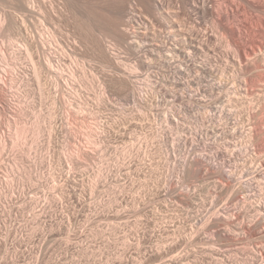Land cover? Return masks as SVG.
I'll use <instances>...</instances> for the list:
<instances>
[{"label":"rangeland","instance_id":"rangeland-1","mask_svg":"<svg viewBox=\"0 0 264 264\" xmlns=\"http://www.w3.org/2000/svg\"><path fill=\"white\" fill-rule=\"evenodd\" d=\"M45 1L44 21L47 18V26L61 32L58 37L65 45L55 46L56 52L68 54L64 58L56 54L55 64L60 62L62 69L59 91L47 77L41 88L31 81L32 76L30 86L12 87L7 77L5 82L0 80L5 84L0 97V264H264V11L247 13L244 18L237 14L243 30L251 20L256 28L248 31L245 43H231L235 44L231 49L227 36L221 28L215 29L210 17L199 26L192 12L188 26L207 29L213 35L210 45L219 50L197 56L198 64L215 68L216 73L191 65L186 78L179 75L183 82L190 76L197 83L192 88L186 85L189 90L179 88L185 99L172 101L165 95L167 89L158 87L156 94L145 93L138 105L124 98L128 87L117 85L122 68L111 61L116 69L110 63L109 69L104 68L103 62L113 55L93 47L96 39L91 37L101 36L121 63L137 66L138 45L151 50L155 28L165 31L155 17L139 1L131 0L127 15L131 16L126 20L133 21L127 29L131 33V26L142 23L150 30L146 38L132 33L133 47L127 48L109 32L116 19L111 10H122V1L107 0L110 14L105 12L109 15L105 26L99 24L101 31L98 27L96 32L84 20L86 12L99 13L93 5L97 0H72L73 8L65 0ZM166 1L173 12L184 13L178 0ZM11 6L10 1L0 0V77L11 75L13 68L10 49L16 32L11 22L2 19ZM260 22L263 29L258 27V31ZM65 40H71L70 44ZM230 50L237 57L226 54ZM25 62L23 66L29 67ZM74 63L80 68L75 69L74 82L67 83ZM167 69L137 72L141 82L155 71L171 79L174 71ZM233 76L246 89L242 97L234 93ZM221 80L227 82L224 87H219ZM224 111L233 113L235 119L227 120ZM183 138L190 141L189 147L177 146ZM190 143L195 144L193 151ZM226 143H231L227 156L217 160L225 159V164L199 157L216 155ZM233 143L239 144V152L235 153ZM240 145L249 146L250 152H243ZM233 152L234 161L225 158ZM193 153L203 162L190 174L183 163ZM246 170L251 177L257 175L255 185H261L254 196L238 183ZM233 172L235 180L231 181L228 175ZM215 213L226 214V220L215 224ZM260 217L261 226L256 225Z\"/></svg>","mask_w":264,"mask_h":264},{"label":"bare ground","instance_id":"bare-ground-1","mask_svg":"<svg viewBox=\"0 0 264 264\" xmlns=\"http://www.w3.org/2000/svg\"><path fill=\"white\" fill-rule=\"evenodd\" d=\"M11 2V4H13V6H11L12 8V11H10L8 14L2 16V19L3 21H6V22H11V24L13 26V29L15 30L14 32H16V36H14L13 38V41L12 42V46H11V49H10V53H11V58H12V70H11V75L7 76V75H3L2 77H0L1 81H4L5 82V79L7 77V79L10 81L12 87H15L17 85H28L29 83V86H30V77L32 76L31 78V81L33 80L35 83L38 84V86L41 88L42 86V80L43 78L45 79V77H47L49 79V81L51 82V84L55 85V88H56V91L59 88L60 86V79H59V76L60 74L62 73V69H61V64L60 62L58 63V65L55 64V60H57L58 56L56 54H60L62 55L63 57V54L64 56H67L68 53L64 52L63 54L60 53V52H56V47L55 46H65L63 45V41L61 43V40H59L60 38L58 37V34L59 32L57 33L56 29L53 28V30L51 28H49L48 26H50V24L47 26L46 24V19L44 21V16L42 15V12L44 10L43 7L45 3H43L45 0H8ZM48 1V0H47ZM50 1V0H49ZM72 0H65V3H67V5L69 4V6L71 5H74L71 3ZM118 1V0H117ZM116 1V3H118ZM122 1L121 3L119 4H122V5H119L120 7L122 6V10H118L117 8H115L118 12H116L115 9L111 10V11H114L113 13H116L115 14V18L114 21L115 23L113 24V27H111L110 31L108 29L109 32H113V34L115 35L116 34V37L120 40V43L123 44V46L127 45V48L130 46L131 48L133 46H131V43L129 42V40L131 39L130 38V35L133 33L135 34L137 37H142V38H146L145 36H147V26H144L142 23L140 24H137L134 25V26H131V29H134L133 32L130 33V29H127V27H130V24L131 20H126L127 17H129L130 19V16H127L129 15V12L131 11L130 10V2L131 0H120ZM119 1V2H120ZM140 2V6H143L147 11V12H150L153 17H155V22L158 24H160L159 26L163 27L165 31H160L157 30L155 28V47H153L151 50H149V48L147 49L146 48V45H138V50L135 51L136 53V56H137V66L135 64V66H132V67H128L129 65H127L126 63L124 62H120L119 58L117 55H115L114 53L111 52V50H109V48L106 47V45L104 46V44L102 43L101 41V36H99V38H94L93 34H90L89 35V32L91 30H93L94 32L98 31L99 28H100V31H101V27L99 26L100 25H103V22L105 21V18L107 17L106 15H108L105 12L108 11V9L110 10L111 8L109 7L108 8V5H107V0L105 1H96V5L93 3L94 6L97 7L98 9V14L95 15V13L93 12L94 10H96V7H94V10L92 9V12H93V15H89L88 12L86 16V19L87 20H84L85 22L88 21L87 25L90 23V28H92L90 31H89V27L88 28V35L89 36H93L91 38H93L96 42H94L93 39H91L94 43H93V47H98L97 49L100 51H104L106 52L105 55L107 53H110L111 55H113V57H107L109 56L107 54V58H109V62L104 63V68L106 69H109V67L111 66V68H115V66L117 67H120L122 68L118 71H120V74H122L120 76V82L117 83V85L120 86V88H124V87H128V92L125 94L126 97V101L127 102H130V103H137L141 100V98H143V96L145 95V93L147 92H151L152 94L156 92L157 88L159 87L160 89H164L165 88L167 89V94L165 95H168L167 97L171 98L172 101H178L180 99H183L185 96V93H180V87L181 88H186V85H187V88H192L191 87V84L194 82L193 79H191V77L189 76L187 78V80H185L184 82L181 81L183 80V78H181L179 75H182L183 77H185V73H186V69L187 67H190L192 65V67L194 66L195 68L197 67H200V69H202L203 71H207V72H210L212 73H216L214 71L215 68H211L208 66L206 67L205 65H203L201 67V65L198 64V59H197V56L199 55H209V54H213V53H216L218 50V47L217 45L216 46H211L210 43H212L211 41L213 40V35L210 34V32L207 31V29H197L195 26L193 27H189L188 25V20L191 18V13L194 12V14L197 16V25L200 24V22H202L203 20L205 21V19L207 20L208 17H210V19L213 21L212 23H214V26L216 27L215 29L217 28H221V32L222 35H225V37L227 36L228 38V46L230 48L231 46V43H236L238 42L237 40H241L242 42L245 40V38H247L246 36H248V31L250 30L251 32L254 30L253 28L256 26H252L254 25L255 23H253L254 21H249L251 23V25H249V28H247V30H243V28L241 27V25L238 23V20L236 17H238L240 15L241 17V14L243 15V18H244V15H246L247 13H252L253 11H258V12H263L264 11V0H178L179 3L181 4V6H183L184 10H183V14H177V12H173L171 10V7L169 5V3L166 1V0H137ZM46 2V1H45ZM75 2V1H74ZM111 3V2H109ZM113 3V2H112ZM111 3V4H112ZM115 4V3H114ZM46 5V4H45ZM92 5V4H91ZM118 5V4H117ZM117 5H114L113 7L117 6ZM52 6V5H51ZM70 8H73V6ZM75 7V6H74ZM92 7V8H93ZM112 7V6H111ZM119 7V9H121ZM47 8V7H46ZM53 9V6L51 7ZM55 10V9H54ZM53 10V11H54ZM72 10V9H71ZM130 10V11H129ZM259 10H263V11H259ZM79 11V10H78ZM81 11V10H80ZM97 11V10H96ZM85 12L83 14H85ZM91 12V10H90ZM89 12V13H90ZM110 11H108L109 13ZM44 13V12H43ZM80 13V12H79ZM97 13V12H96ZM112 13V12H111ZM150 13H148L149 15H151ZM241 13V14H240ZM82 14V15H83ZM92 14V13H91ZM110 14V13H109ZM132 14V13H131ZM239 14V15H237ZM45 15V14H44ZM81 15V16H82ZM151 15V16H152ZM237 15V16H236ZM84 16V15H83ZM92 16V17H91ZM109 16V15H108ZM114 17V15H113ZM82 18V17H81ZM84 19V18H82ZM107 19V18H106ZM53 20V19H52ZM107 21V20H106ZM105 21V22H106ZM111 21V20H110ZM133 21V20H132ZM261 21V20H259ZM258 21V23H259ZM47 22H48V19H47ZM262 22V21H261ZM260 22V25L263 24ZM264 22V20H263ZM19 23V24H18ZM108 23V22H107ZM146 23V22H145ZM155 23V24H156ZM196 23V21H195ZM105 24V23H104ZM157 24V25H158ZM257 24V23H256ZM53 25V24H52ZM105 26V25H103ZM192 26V25H191ZM200 26V25H199ZM99 27V28H98ZM126 28V29H122V28ZM151 27V26H150ZM157 27V26H156ZM160 27V28H161ZM258 27H262L263 29V25L257 26V29ZM98 28V29H97ZM158 28V27H157ZM256 28V27H255ZM86 29V28H85ZM245 29V28H244ZM123 30H126V31H123ZM130 30V31H129ZM150 30V29H149ZM148 30V31H149ZM163 30V29H162ZM256 30V29H255ZM264 30V29H263ZM84 31V30H83ZM87 31V30H86ZM100 31L98 33H100ZM259 31V29H258ZM93 32V33H94ZM111 32V33H112ZM262 32V31H260ZM85 33V32H84ZM92 33V31H91ZM257 33V32H256ZM255 33V34H256ZM97 34V33H96ZM60 35H61V32H60ZM63 35V34H62ZM67 35V34H66ZM64 34V36H66ZM98 35V34H97ZM149 35V34H148ZM252 35V34H251ZM63 36V38H64ZM154 36V35H153ZM69 37V36H68ZM96 37V36H95ZM148 37V36H147ZM249 37V36H248ZM252 37H254L252 35ZM260 37V36H258ZM264 37V36H263ZM12 38V37H11ZM67 38V37H66ZM101 38V39H100ZM136 38V37H135ZM71 39V38H69ZM248 39V38H247ZM262 39V38H261ZM264 39V38H263ZM252 40V39H251ZM260 40V39H258ZM66 41V40H65ZM64 41V42H65ZM239 41V42H241ZM247 41V40H246ZM245 41V42H246ZM250 41V40H249ZM66 42H68V44H70L69 40H67ZM75 42V41H73ZM241 42V43H242ZM243 42V43H245ZM259 42V41H258ZM91 43V42H90ZM261 41L259 42V45H260ZM62 44V45H61ZM240 44V43H239ZM247 44H249L247 42ZM254 44V43H253ZM264 44V43H263ZM61 45V46H60ZM95 45V46H94ZM214 45V44H212ZM235 45V44H233ZM232 45V46H233ZM238 44H236L237 46ZM244 45V44H243ZM231 46V48H232ZM247 46V45H246ZM262 46V45H261ZM264 46V45H263ZM74 45L71 46V48H73ZM95 47V48H96ZM129 47V48H130ZM227 47V45H226ZM243 47V46H242ZM241 47V48H242ZM245 47V46H244ZM243 47V48H244ZM58 48V47H57ZM66 48V47H64ZM63 48V49H64ZM76 48V47H75ZM94 48V49H95ZM136 48V46H135ZM228 48V47H227ZM230 48V49H231ZM240 48V49H241ZM61 49V48H60ZM95 49V50H97ZM65 50V49H64ZM68 50V47L66 49V51ZM129 50V49H128ZM229 50V49H228ZM61 51V50H60ZM69 51V50H68ZM131 51V49L129 50ZM216 51V52H215ZM240 51V50H239ZM238 49H237V52H239ZM244 51V50H243ZM247 51V50H246ZM245 51V53H246ZM263 51V50H262ZM63 52V50H62ZM72 52V51H70ZM74 52V51H73ZM103 52V54H104ZM133 52V51H132ZM232 51L230 50V52L226 53V54H230V56H234L237 57L236 55H233L231 53ZM256 52V51H255ZM70 54V53H69ZM222 54V52H221ZM243 55V53H240ZM262 54V53H261ZM253 55V54H252ZM69 56V55H68ZM71 56V55H70ZM212 56V55H210ZM227 56V55H226ZM241 55H239L240 57ZM246 56V55H245ZM248 56V55H247ZM257 56V55H256ZM255 56V57H256ZM10 57V56H9ZM60 56V59L62 58ZM155 57V58H153ZM200 57V56H199ZM225 57V56H224ZM229 57V56H228ZM252 57V56H251ZM263 57V55H262ZM24 58V60L26 61L27 60V65H29V67H27L26 65L23 66V63H26L25 61L23 63H21L20 61H22V59ZM64 58V57H63ZM112 58V59H111ZM213 58V56H212ZM215 58V57H214ZM213 58V59H214ZM243 58H245L243 56ZM250 58V56H249ZM248 58V59H249ZM254 58V57H253ZM257 58V57H256ZM254 58V59H256ZM203 59V58H202ZM211 59V58H209ZM207 59V61L209 60ZM226 59V58H224ZM228 59V58H227ZM252 59V58H251ZM258 59V58H257ZM260 59V57H259ZM62 60V59H61ZM65 60V59H64ZM223 60V59H222ZM230 60V59H229ZM228 60V61H229ZM111 62H114L116 65L114 67H112V64L110 63ZM126 61V59H125ZM210 61V60H209ZM208 61V62H209ZM218 61V60H217ZM216 61V62H217ZM232 61V60H231ZM252 61V60H251ZM250 61V62H251ZM253 61H256V60H253ZM211 62V61H210ZM214 62V61H213ZM237 62V61H236ZM242 62V61H241ZM245 62V61H244ZM111 65H110V64ZM207 63V62H206ZM212 63V62H211ZM228 63V62H227ZM254 63V62H253ZM60 64V65H59ZM81 64V63H80ZM83 64V63H82ZM249 64V63H248ZM247 64V65H248ZM85 65V64H84ZM83 65V66H84ZM110 65V66H109ZM127 65V66H126ZM206 65H212V64H206ZM242 65H243V62H242ZM255 65V64H254ZM74 68H72V73H71V80H67V83H72L74 82L75 80V69H78L80 68L79 65H75V63L73 64ZM253 66V65H252ZM159 67H166L170 70L168 71H172L171 73H173L174 71V75L173 77L171 76V79L169 77H166L164 78L163 75L161 78L160 77V74L158 72L155 71V75H147L148 77H146L145 81H140V76H139V72H137V70L139 69H158ZM63 68V67H62ZM191 68V67H190ZM243 68V67H242ZM81 72L83 71L84 72V68L81 67ZM116 69V68H115ZM192 69V68H191ZM217 69V68H216ZM225 69V68H224ZM245 69V68H244ZM247 69V68H246ZM196 70V69H195ZM194 70V71H195ZM153 71V70H152ZM191 70H188L187 72L189 73ZM201 71V70H200ZM198 71V72H200ZM226 71V70H225ZM248 71V70H247ZM30 72V73H29ZM122 72V73H121ZM141 72V71H140ZM166 72V71H165ZM169 72V73H170ZM206 72V73H207ZM218 72V71H217ZM209 73V74H210ZM247 73V72H246ZM47 74V76L45 75ZM152 74V72L150 73ZM154 74V73H153ZM199 74V73H198ZM202 74V73H201ZM205 74V72H204ZM141 75V74H140ZM168 75V74H167ZM172 75V74H171ZM30 76V77H29ZM165 76V75H164ZM179 76V78L177 77ZM207 76V75H206ZM223 76V75H222ZM235 76V75H234ZM234 76L232 77L234 80L233 81V85H234V93H236V95H239L241 96V94H245L246 92V89L244 91V88L242 86V84L240 85V79L238 80V78L236 77L234 79ZM187 77V76H186ZM185 77V78H186ZM198 77V76H196ZM184 78V79H185ZM202 78V76L200 77ZM198 78V79H200ZM222 79H224V76L221 77ZM256 78V77H255ZM254 78V79H255ZM262 78V77H261ZM109 79V78H108ZM106 80V79H105ZM197 80V79H196ZM195 80V81H196ZM202 81V79H200ZM243 80V79H242ZM261 80V79H260ZM0 83L3 85L0 84V97H2V92H3V87L5 88V84L3 82ZM113 81V80H112ZM200 81V82H201ZM249 81V80H248ZM247 81V82H248ZM252 80H250L251 82ZM49 82V83H50ZM114 82H117V81H114ZM199 82V83H200ZM244 82V80H243ZM246 82V81H245ZM244 82V85L246 84ZM264 82V81H263ZM66 83V84H67ZM113 83V82H112ZM196 83V82H195ZM227 82H224V80H221L220 82V86H223L226 85ZM33 84V83H32ZM31 84V85H32ZM116 84V83H115ZM194 84V83H193ZM197 84V83H196ZM194 84V85H196ZM248 84V83H247ZM250 84V83H249ZM248 84V85H249ZM252 84V83H251ZM34 85V84H33ZM254 85V83H253ZM256 85V84H255ZM19 86V87H20ZM28 86V87H29ZM193 86V85H192ZM251 86V85H250ZM22 87V86H21ZM20 87V88H21ZM27 87V88H28ZM253 87V86H252ZM18 88V87H17ZM125 88V89H126ZM186 90H189L187 89ZM247 88V87H246ZM24 89H26V87H24ZM31 89V88H29ZM159 89V90H160ZM212 89V88H211ZM220 90L222 89L219 88ZM218 89V90H219ZM225 89V88H224ZM251 89V87H250ZM248 89V90H250ZM40 90V89H39ZM158 90V92H159ZM182 90V89H181ZM59 91V90H58ZM165 91V92H166ZM191 91V90H190ZM200 91V90H199ZM182 92V91H181ZM245 92V93H243ZM29 93V92H28ZM42 93V92H41ZM193 93V92H192ZM198 93V92H197ZM250 93V91H247V94ZM58 94V93H57ZM56 94V95H57ZM105 94V93H104ZM156 94V93H155ZM162 94V93H161ZM195 94V93H194ZM254 94V93H253ZM164 95V96H165ZM157 96V95H156ZM192 96H194L192 94ZM244 96V95H243ZM247 96H251V93L250 95H247ZM55 97H58V96H55ZM98 97L100 99H103V94H99ZM166 97V96H165ZM166 97V98H167ZM242 97V96H241ZM156 98V97H155ZM159 98V96H158ZM169 98V99H170ZM193 98V97H192ZM239 98V97H238ZM161 99V98H160ZM170 99V100H171ZM185 99V98H184ZM189 99V98H188ZM158 101V100H157ZM160 101V100H159ZM189 101V100H188ZM171 102V101H170ZM139 105V104H138ZM137 105V106H138ZM225 112V111H224ZM222 113V114H226L227 115V120H234L233 119V113L229 112H225V113ZM80 113V112H79ZM221 114V115H222ZM254 115V114H253ZM50 117H53L52 114H49ZM223 116V115H222ZM48 117V116H47ZM226 117V116H224ZM52 119V118H51ZM51 124V123H50ZM39 125V124H38ZM37 125V126H38ZM178 125V124H177ZM180 125V124H179ZM48 128V127H47ZM49 129V128H48ZM51 131V129H49ZM49 131V132H50ZM131 131V130H130ZM195 137V135H194ZM192 137V138H194ZM191 139V138H190ZM198 140V138H197ZM196 140V141H197ZM193 141V140H192ZM5 142V140H4ZM175 142V141H174ZM190 141L188 139H178V143H177V146L178 147H181V148H185V147H189L187 146L188 143ZM195 142V140H194ZM0 144H2L1 140H0ZM191 144V143H190ZM189 144V145H190ZM176 145V144H174ZM192 145V151H193V144ZM190 145V146H191ZM233 146L236 147V149L238 148L239 144H236V143H233L232 144ZM231 146V143H226L225 147L224 148H219V151L217 152L216 151V155L214 156H209L207 155L206 153L205 154H197V156L193 153V156L189 155V159H187V161L184 164V166L187 168V170L185 171H188V173H192L194 171V167L195 166H201L202 162L204 160H210V162L213 160V161H216L219 163H222V164H225L223 162H225L223 159L222 161L223 162H220V161H217L218 158L221 157H224L225 154L227 156V152H229V148ZM241 146V145H240ZM175 147V146H174ZM241 150L244 152H250V147L249 146H241ZM234 148V147H233ZM239 149L237 150H234L235 153L239 152L238 151ZM179 151V150H178ZM232 151V150H231ZM237 151V152H236ZM171 152V151H170ZM235 153H230L229 157H225L227 159H230L229 161H234V156H235ZM209 154V153H208ZM214 154V153H212ZM198 156L203 160H199ZM237 160V159H236ZM227 161V160H226ZM205 162V161H204ZM214 162V163H216ZM213 163V162H212ZM228 163V162H227ZM226 163V164H227ZM230 163V162H229ZM237 163V162H236ZM211 164V163H209ZM212 165V164H211ZM210 165V166H211ZM204 166V165H203ZM209 166V165H208ZM224 166V165H223ZM234 166V164H233ZM236 166V164H235ZM234 166V167H235ZM185 168V169H186ZM226 168V167H225ZM256 171V170H255ZM251 172V171H250ZM249 171H242L243 175H241L239 177L240 179V182H238L240 185L244 186L245 185V190L250 193L253 194V196L255 195L254 193L257 192V191H260V189L258 187L260 186H256L257 185V181L256 179H258L257 175L251 177L252 175L250 174ZM253 172V171H252ZM256 173V172H255ZM257 174V173H256ZM235 172L231 173L230 175H228V178L229 180L231 179V181L235 180ZM246 175H248L247 179H244L246 178ZM227 176V175H225ZM244 177V178H243ZM241 178H243L244 180H241ZM237 183V184H238ZM256 183V185H255ZM244 184V185H243ZM239 186V185H238ZM240 188V186H239ZM258 188V190H257ZM261 188V187H260ZM238 191H240L238 189ZM243 190L241 189V192ZM262 191H264L263 187H262ZM247 193V192H246ZM259 193V192H258ZM248 194V193H247ZM248 194V195H249ZM252 194H250V196H252ZM262 195V192L260 193ZM257 195V194H256ZM263 196V195H262ZM249 197V196H248ZM256 197V196H255ZM263 201V200H262ZM264 202V201H263ZM261 205V203H260ZM264 207V206H263ZM259 208H261L259 206ZM260 210V209H259ZM225 213V212H224ZM215 213V219L213 220V222L216 224L218 222H224L226 219H223V216L225 215H221L220 213L217 214ZM260 214V213H259ZM234 217V216H233ZM238 217V216H237ZM225 218V217H224ZM228 218V217H227ZM259 218V217H258ZM262 217H260L261 219ZM260 219H257V222H256V225H259V224H262L264 221H263V218L260 220ZM260 221H263L260 223ZM234 222V221H232ZM225 223H228L225 222ZM259 223V224H258ZM232 224V223H230ZM230 224L228 226H230ZM255 225V223H253ZM239 225V224H238ZM253 225V226H254ZM240 226V225H239ZM261 226V225H259ZM264 226V225H263ZM262 226V227H263ZM258 227V226H256ZM242 228V227H241ZM264 228V227H263ZM169 249V248H168ZM173 251V250H172ZM159 253V252H158ZM171 255V254H170ZM178 255V254H177ZM176 255V256H177ZM253 255V254H252ZM174 256H172V260H176V258H173ZM179 258V257H178ZM257 258V256H256ZM260 258V257H259ZM181 260V259H180ZM259 260V259H258ZM178 262V261H177Z\"/></svg>","mask_w":264,"mask_h":264}]
</instances>
